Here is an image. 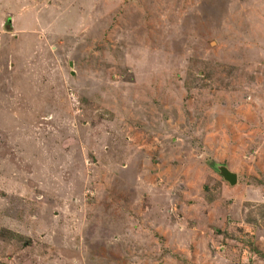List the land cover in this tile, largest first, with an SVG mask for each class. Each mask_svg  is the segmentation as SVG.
<instances>
[{
    "label": "rangeland",
    "instance_id": "obj_1",
    "mask_svg": "<svg viewBox=\"0 0 264 264\" xmlns=\"http://www.w3.org/2000/svg\"><path fill=\"white\" fill-rule=\"evenodd\" d=\"M0 264H264V0H0Z\"/></svg>",
    "mask_w": 264,
    "mask_h": 264
},
{
    "label": "water",
    "instance_id": "obj_2",
    "mask_svg": "<svg viewBox=\"0 0 264 264\" xmlns=\"http://www.w3.org/2000/svg\"><path fill=\"white\" fill-rule=\"evenodd\" d=\"M70 66H73V62H70ZM74 72V71H72ZM216 171L224 178V180L228 181L231 185H235L238 182V175L236 172L232 171L228 165L217 164Z\"/></svg>",
    "mask_w": 264,
    "mask_h": 264
},
{
    "label": "flooded vegetation",
    "instance_id": "obj_3",
    "mask_svg": "<svg viewBox=\"0 0 264 264\" xmlns=\"http://www.w3.org/2000/svg\"><path fill=\"white\" fill-rule=\"evenodd\" d=\"M238 182H239V178H238ZM238 182H237V183H238Z\"/></svg>",
    "mask_w": 264,
    "mask_h": 264
},
{
    "label": "clouds",
    "instance_id": "obj_4",
    "mask_svg": "<svg viewBox=\"0 0 264 264\" xmlns=\"http://www.w3.org/2000/svg\"><path fill=\"white\" fill-rule=\"evenodd\" d=\"M238 175V174H237ZM239 178V177H238Z\"/></svg>",
    "mask_w": 264,
    "mask_h": 264
}]
</instances>
